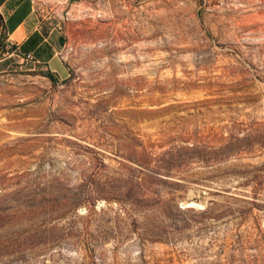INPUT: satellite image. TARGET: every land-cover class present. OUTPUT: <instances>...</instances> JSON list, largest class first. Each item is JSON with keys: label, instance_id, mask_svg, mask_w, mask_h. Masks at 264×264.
Returning <instances> with one entry per match:
<instances>
[{"label": "rangeland", "instance_id": "rangeland-1", "mask_svg": "<svg viewBox=\"0 0 264 264\" xmlns=\"http://www.w3.org/2000/svg\"><path fill=\"white\" fill-rule=\"evenodd\" d=\"M37 3L70 77L0 74V264H264V0Z\"/></svg>", "mask_w": 264, "mask_h": 264}, {"label": "crops", "instance_id": "crops-1", "mask_svg": "<svg viewBox=\"0 0 264 264\" xmlns=\"http://www.w3.org/2000/svg\"><path fill=\"white\" fill-rule=\"evenodd\" d=\"M54 1V0H43ZM38 6L37 0H0V74L13 71H51L59 80L70 77L62 57L66 36L64 16ZM63 6L59 7V10ZM32 55L34 61L25 60Z\"/></svg>", "mask_w": 264, "mask_h": 264}, {"label": "trees", "instance_id": "trees-1", "mask_svg": "<svg viewBox=\"0 0 264 264\" xmlns=\"http://www.w3.org/2000/svg\"><path fill=\"white\" fill-rule=\"evenodd\" d=\"M32 73L47 77L51 80L52 83L57 84L59 82V78L56 74L52 73L51 71H33Z\"/></svg>", "mask_w": 264, "mask_h": 264}, {"label": "built area", "instance_id": "built-area-1", "mask_svg": "<svg viewBox=\"0 0 264 264\" xmlns=\"http://www.w3.org/2000/svg\"><path fill=\"white\" fill-rule=\"evenodd\" d=\"M25 60L34 61V57L32 55H27L25 56Z\"/></svg>", "mask_w": 264, "mask_h": 264}]
</instances>
